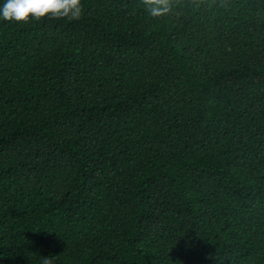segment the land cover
<instances>
[{"label":"trees","instance_id":"obj_1","mask_svg":"<svg viewBox=\"0 0 264 264\" xmlns=\"http://www.w3.org/2000/svg\"><path fill=\"white\" fill-rule=\"evenodd\" d=\"M0 20V264H264V0H81Z\"/></svg>","mask_w":264,"mask_h":264},{"label":"clouds","instance_id":"obj_2","mask_svg":"<svg viewBox=\"0 0 264 264\" xmlns=\"http://www.w3.org/2000/svg\"><path fill=\"white\" fill-rule=\"evenodd\" d=\"M171 11L168 0L147 3V12L153 17ZM83 14L81 0H0V20L27 23L42 18L78 20ZM42 264H50L45 258Z\"/></svg>","mask_w":264,"mask_h":264}]
</instances>
